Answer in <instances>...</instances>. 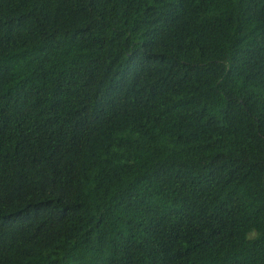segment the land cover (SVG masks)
<instances>
[{"label": "trees", "instance_id": "1", "mask_svg": "<svg viewBox=\"0 0 264 264\" xmlns=\"http://www.w3.org/2000/svg\"><path fill=\"white\" fill-rule=\"evenodd\" d=\"M0 264H264V0H0Z\"/></svg>", "mask_w": 264, "mask_h": 264}]
</instances>
